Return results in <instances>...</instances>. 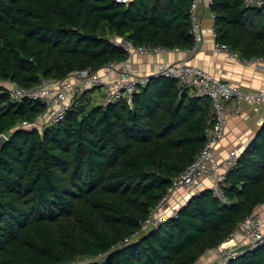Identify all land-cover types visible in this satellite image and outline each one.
I'll return each mask as SVG.
<instances>
[{"label": "trees", "instance_id": "1", "mask_svg": "<svg viewBox=\"0 0 264 264\" xmlns=\"http://www.w3.org/2000/svg\"><path fill=\"white\" fill-rule=\"evenodd\" d=\"M189 0H0V81L31 89L86 68L122 63L109 42L190 51ZM216 44L264 58V9L212 0ZM95 35L96 38H89ZM0 90V264H195L264 203V123L224 182L189 197L176 216L141 233L213 124L210 100L150 77L131 105L79 97L65 118L15 129L44 113ZM230 264H264V245Z\"/></svg>", "mask_w": 264, "mask_h": 264}, {"label": "built area", "instance_id": "2", "mask_svg": "<svg viewBox=\"0 0 264 264\" xmlns=\"http://www.w3.org/2000/svg\"><path fill=\"white\" fill-rule=\"evenodd\" d=\"M115 1L127 4L131 0ZM189 1L190 34L194 39L195 45L192 48L194 50L201 38L200 22L196 14L201 0ZM206 1L210 7L212 0ZM244 4L264 9V0H244ZM210 17L214 20L215 16L210 13ZM109 42L127 53L126 61L122 63L109 62L98 70L88 67L71 73L62 80L41 78L38 84L31 89L20 87L14 82L0 81V90L7 93L12 100L17 102L26 100L39 102L46 107L45 112L39 114L32 123L23 121L15 126V129H41L45 125H54L61 122L75 101L86 93L90 94V99L94 104L101 107L119 101H124L130 106L132 96L137 88L145 86L150 77H165L177 80L181 86L190 89L194 96L205 97L210 100L213 108V124L205 131V143L199 154L171 182L163 199L141 224L140 232L150 231L169 218L176 216L179 208L172 210L169 214H162L161 211L176 192L183 191L189 197L200 192L205 177H213L210 190L213 191L220 202H224L226 175L234 167L239 154L232 151L223 161L217 162L214 158L216 154L215 147L224 136L227 119L237 116L240 113L242 104L249 105L256 110L264 105V91L243 92L238 87L220 81L204 70L190 65L185 60L176 63L160 62L156 65L152 76H139L132 70L129 63L132 56L156 57L177 50H170L166 47L134 46L131 42L116 36L110 37ZM215 52H226L229 57L240 60L236 53L229 51L223 45L216 44ZM262 59L263 57H255L241 61L247 65H254ZM113 74H117V77H111ZM185 204L186 202L181 206ZM263 245L264 219L259 213L253 211L218 246L219 249L214 264H230L240 255L251 253Z\"/></svg>", "mask_w": 264, "mask_h": 264}, {"label": "crops", "instance_id": "3", "mask_svg": "<svg viewBox=\"0 0 264 264\" xmlns=\"http://www.w3.org/2000/svg\"><path fill=\"white\" fill-rule=\"evenodd\" d=\"M210 13L207 1L201 0L196 10L201 27V38L194 50L172 51L156 57L134 55L129 60L132 70L139 76L150 77L160 62L176 63L185 60L190 65L204 70L220 81L238 87L243 92L264 91V58L254 65H247L241 61L244 59H234L226 52L216 53L213 20ZM111 77H117V74ZM263 123L264 105L256 110L242 104L240 113L226 121L224 136L215 147V161H223L232 151L240 155L249 146ZM212 181V176L205 177L200 191L210 189ZM188 199L189 196L185 192H176L161 213L169 214L172 210L180 208ZM255 211L264 219V203ZM218 249L219 247L206 251L195 264H214Z\"/></svg>", "mask_w": 264, "mask_h": 264}, {"label": "water", "instance_id": "4", "mask_svg": "<svg viewBox=\"0 0 264 264\" xmlns=\"http://www.w3.org/2000/svg\"><path fill=\"white\" fill-rule=\"evenodd\" d=\"M89 38H96V36L95 35H89ZM7 140H8V138L5 134L0 135V151L3 149Z\"/></svg>", "mask_w": 264, "mask_h": 264}]
</instances>
